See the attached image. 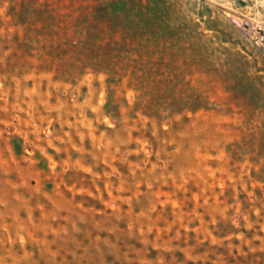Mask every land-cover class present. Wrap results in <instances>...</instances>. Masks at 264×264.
Listing matches in <instances>:
<instances>
[{"label":"rangeland","instance_id":"obj_1","mask_svg":"<svg viewBox=\"0 0 264 264\" xmlns=\"http://www.w3.org/2000/svg\"><path fill=\"white\" fill-rule=\"evenodd\" d=\"M263 25L0 0V264H264Z\"/></svg>","mask_w":264,"mask_h":264},{"label":"built area","instance_id":"obj_2","mask_svg":"<svg viewBox=\"0 0 264 264\" xmlns=\"http://www.w3.org/2000/svg\"><path fill=\"white\" fill-rule=\"evenodd\" d=\"M261 38H260V45L264 49V25L262 27V32H261Z\"/></svg>","mask_w":264,"mask_h":264},{"label":"trees","instance_id":"obj_3","mask_svg":"<svg viewBox=\"0 0 264 264\" xmlns=\"http://www.w3.org/2000/svg\"><path fill=\"white\" fill-rule=\"evenodd\" d=\"M61 43H58V46H60Z\"/></svg>","mask_w":264,"mask_h":264}]
</instances>
